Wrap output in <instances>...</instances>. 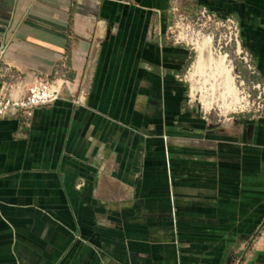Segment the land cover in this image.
Segmentation results:
<instances>
[{
	"label": "crops",
	"instance_id": "obj_1",
	"mask_svg": "<svg viewBox=\"0 0 264 264\" xmlns=\"http://www.w3.org/2000/svg\"><path fill=\"white\" fill-rule=\"evenodd\" d=\"M184 5L234 19L264 79V0H0V67L77 86L0 118V264H264V113L188 103Z\"/></svg>",
	"mask_w": 264,
	"mask_h": 264
},
{
	"label": "rangeland",
	"instance_id": "obj_2",
	"mask_svg": "<svg viewBox=\"0 0 264 264\" xmlns=\"http://www.w3.org/2000/svg\"><path fill=\"white\" fill-rule=\"evenodd\" d=\"M225 19L226 17L218 16L207 9H205V12H203V7L197 9L184 5L174 11V16L170 18L168 23V38L171 41L177 40L178 42H181L191 50L190 62L187 70L184 73L188 103L192 107H197L201 112L208 114L210 119L219 122L221 121V123L226 122L227 119L234 117L247 116L251 118L254 114L255 108L257 107V104L253 105V102L256 101L259 92V89H256L255 86L257 84H261V86H263L264 84V79H262V77L259 75V72L257 71L252 59L249 61L251 64L250 67L243 60V54L237 52V40L241 42L240 34L239 38L236 39L234 32L227 28L228 25L225 23ZM181 32H186L185 34L193 32L199 33L201 35L200 41L203 39L202 36L211 38L210 41L212 45L211 51L213 58H224L223 64L225 63L224 66L231 70L234 79V85L237 90V96L243 99V105H245L244 109H237L238 111L236 110V112L229 111L227 113H223V111L217 107V104L214 103L210 106L204 107V103L200 99L201 93L200 90L198 92V88L203 87V97L208 98V96L211 94L215 102L221 101L223 100V98L220 97V94L223 92L222 83L220 81L222 79L210 78L205 80L204 84L201 85L200 83L204 81L203 74V77L198 78V84H194L189 81V70L195 59L196 52L194 50V46L188 39L190 37H194L195 35L192 36L188 34L187 38L182 39L179 38V34ZM241 49L245 51L242 47V43ZM205 73L208 72L206 71ZM210 86H212V92L207 91ZM191 96L194 98H191ZM207 102L208 99L205 101V103Z\"/></svg>",
	"mask_w": 264,
	"mask_h": 264
},
{
	"label": "built area",
	"instance_id": "obj_3",
	"mask_svg": "<svg viewBox=\"0 0 264 264\" xmlns=\"http://www.w3.org/2000/svg\"><path fill=\"white\" fill-rule=\"evenodd\" d=\"M225 23L238 39L239 28L234 19L226 17ZM238 49L240 54H243V60L251 67L250 54L241 49V42L237 40V52ZM67 71L64 64H58L51 75H34L31 82H26L24 78L12 74L8 66L0 67V118L12 115L28 119L36 109L50 107L66 95L76 97L77 86L68 79ZM255 88L259 89V92L253 102V105L257 104L253 115H261L264 113V84H257ZM83 97L81 94L74 101L79 103Z\"/></svg>",
	"mask_w": 264,
	"mask_h": 264
},
{
	"label": "bare ground",
	"instance_id": "obj_4",
	"mask_svg": "<svg viewBox=\"0 0 264 264\" xmlns=\"http://www.w3.org/2000/svg\"><path fill=\"white\" fill-rule=\"evenodd\" d=\"M185 33L186 32H181L179 34L180 35L179 38H182V39L187 38L188 34L192 36L195 35L194 37H190L188 39L190 40L191 44L194 46V50L196 52L195 59L193 63L191 64V67L189 70V81L191 83L198 84L199 82L198 78L203 77V74H204V81L200 83L201 85L204 84L205 80L210 79V78L222 79L220 80L222 83V90H223V92L220 94V97L223 98V100L221 101L215 102L211 94L210 96H208V98L203 97L202 96L203 87L198 88V92L200 90V93H201L200 99L203 101L204 107L210 106L211 104L214 103V104H217V107L220 110H222L223 113H227L229 111L236 112L237 109H240V110L244 109L245 108V105H243L244 101L243 99L237 96V90L234 85V79H233L231 70L227 69V67L224 66L225 63L223 64L224 58L222 57H218L217 59L213 58V54L211 51V46H212L211 41H210L211 38H208V37L206 38L202 36L203 39L202 41H200L201 35L199 33H195V32L188 33V34H185ZM240 52H241L240 49H238V53ZM206 71L208 73H205ZM207 91L212 92V86H210V88ZM191 98H194V97L191 96ZM207 99H208V102L205 103Z\"/></svg>",
	"mask_w": 264,
	"mask_h": 264
}]
</instances>
